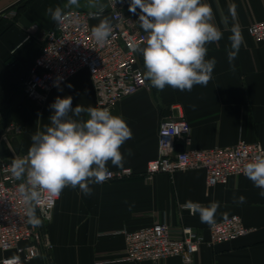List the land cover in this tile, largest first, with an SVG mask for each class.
I'll return each mask as SVG.
<instances>
[{
    "label": "crops",
    "instance_id": "1",
    "mask_svg": "<svg viewBox=\"0 0 264 264\" xmlns=\"http://www.w3.org/2000/svg\"><path fill=\"white\" fill-rule=\"evenodd\" d=\"M120 1L124 13L141 14L139 8L135 13L129 11L131 0ZM202 2L211 6L212 22L223 33L219 42L206 45V59H216L208 84L195 85L189 92L169 86L158 90L146 80V87L116 101L110 112L122 116L132 131V138L124 143L121 152L125 158L123 167L131 168L133 174L92 184L90 195L78 187H66L49 219L39 217L41 224L35 226L42 236L48 237L52 247L47 249L40 242L37 254L23 264H132L122 259L121 230H135L159 220L170 225L174 236L185 224L207 237L209 223L201 222L199 213L180 209V204L189 201L203 206L216 202L219 207L214 221L236 214L253 228L234 240L210 246L199 244L194 254L197 264H264V196L245 175L230 177L226 184L213 186L205 184L201 168L175 171L172 175L157 172L151 180L142 176L146 162L157 155L159 122L175 112L174 104L189 123L190 148L227 146L239 138L256 141L264 148V41L255 42L246 30L249 23L264 18V0ZM66 4L67 0H15L0 6V115L2 108H7V119L21 127L20 135H10L12 147L19 152L27 154L32 135L50 124L54 112L50 105L57 97L71 96L73 108L95 107L93 86L85 69L50 90L42 104L28 98L23 90V81L41 39L56 22L48 9H64ZM103 6L105 0H98L96 7H90L88 0H80L79 8ZM10 7L17 8L15 17L4 13ZM230 8H234L233 13ZM224 17L229 29L233 25L239 27L244 40L232 62L234 70L227 57L231 32L225 28ZM99 23L95 21L92 26ZM137 56L145 72L143 56L139 52ZM79 119H87L86 114L82 113ZM1 147L3 154L8 155L5 145ZM107 168L119 167L109 161ZM240 196L245 197L242 204L234 201V197ZM10 253L0 251V259ZM136 264L183 263L180 257L169 256L157 262L142 260Z\"/></svg>",
    "mask_w": 264,
    "mask_h": 264
},
{
    "label": "built area",
    "instance_id": "2",
    "mask_svg": "<svg viewBox=\"0 0 264 264\" xmlns=\"http://www.w3.org/2000/svg\"><path fill=\"white\" fill-rule=\"evenodd\" d=\"M105 1L106 6L96 9L66 7L63 9L65 19L45 31L23 81L28 98L42 104L50 90L81 69H85L90 78L96 108L110 111L116 101L147 86L144 71L138 64V52L132 51L134 44L142 47L147 40V33L140 28V14L124 13L120 0ZM4 13L14 17L17 10L10 8ZM105 15L111 22L112 32L101 46L92 35V24L101 21ZM246 30L255 42L264 41V18L252 21ZM172 108L175 112L159 122L157 155L146 162L142 173L145 180H151L157 172L172 175L175 171L201 168L207 186L226 184L230 177L244 175V164L264 152L260 143L243 138L227 146L190 148L189 123L177 104ZM20 134L21 127L16 122H3L0 118V251L12 252L3 255L0 264H10L13 258H16V264L29 261L37 254L36 246L40 242L47 249L52 247L48 237L42 236L28 222L18 191L23 181L17 180L11 170L15 158L26 156V153L16 151L10 142V135ZM177 143L185 147L178 151L175 149ZM3 144L8 155L2 152ZM109 171L111 176L107 180L133 174L129 167ZM57 198L42 200L37 206L36 212L41 219H49ZM179 207L192 213L185 204ZM252 229L238 215L232 214L209 224L207 237L185 224L174 236L170 225L159 220L135 230H121L124 239L122 259L136 264L142 260L157 262L178 256L183 264H197L194 254L199 244L210 246L234 240Z\"/></svg>",
    "mask_w": 264,
    "mask_h": 264
},
{
    "label": "clouds",
    "instance_id": "3",
    "mask_svg": "<svg viewBox=\"0 0 264 264\" xmlns=\"http://www.w3.org/2000/svg\"><path fill=\"white\" fill-rule=\"evenodd\" d=\"M96 7L98 0H88ZM80 7V0H67L65 7ZM140 9V27L147 33L146 46L133 45L132 51L143 56L144 79L152 87L163 90L166 86L180 91H191L195 85L206 86L212 78L216 59H206V45L219 42L222 31L212 22L213 10L202 0H131L129 11ZM230 13L234 8H230ZM48 14L57 23L65 19L60 7L49 8ZM225 28L231 32V50L227 57L234 70L235 60L244 43L238 26ZM112 32L110 20L105 17L92 28L95 41L104 45ZM54 110L50 124L36 131L26 156L13 160L12 173L23 181L18 188L28 222L39 226L41 220L36 208L42 200L59 197L66 187L79 188L90 195L92 184L105 182L111 173L107 168L124 166L121 148L132 138V131L122 116L113 115L106 108L72 107V97H57L50 105ZM84 113L87 119H79ZM71 114V115H70ZM76 117L77 119H74ZM131 155V150L128 152ZM243 174L261 189L264 196V152L244 164ZM244 203L245 197H234ZM219 205L203 206L186 202L185 208L199 213L201 222L213 223ZM16 264V258L10 261Z\"/></svg>",
    "mask_w": 264,
    "mask_h": 264
},
{
    "label": "water",
    "instance_id": "4",
    "mask_svg": "<svg viewBox=\"0 0 264 264\" xmlns=\"http://www.w3.org/2000/svg\"><path fill=\"white\" fill-rule=\"evenodd\" d=\"M13 1H15V0H1V5L0 6H3V5L8 4V3H11ZM175 149L178 150V151L182 150L183 149L182 144L181 143H177L175 145Z\"/></svg>",
    "mask_w": 264,
    "mask_h": 264
},
{
    "label": "trees",
    "instance_id": "5",
    "mask_svg": "<svg viewBox=\"0 0 264 264\" xmlns=\"http://www.w3.org/2000/svg\"><path fill=\"white\" fill-rule=\"evenodd\" d=\"M7 113H8L7 112V108H2L0 117H1V119H2L3 122H6L8 120L7 119V116H8Z\"/></svg>",
    "mask_w": 264,
    "mask_h": 264
},
{
    "label": "rangeland",
    "instance_id": "6",
    "mask_svg": "<svg viewBox=\"0 0 264 264\" xmlns=\"http://www.w3.org/2000/svg\"><path fill=\"white\" fill-rule=\"evenodd\" d=\"M16 1H18V0H16ZM21 1H24V0H20V2H21Z\"/></svg>",
    "mask_w": 264,
    "mask_h": 264
}]
</instances>
